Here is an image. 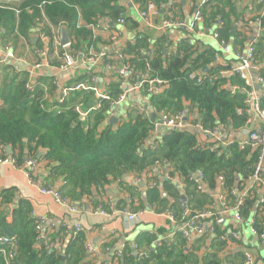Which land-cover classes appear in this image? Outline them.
<instances>
[{
    "label": "trees",
    "instance_id": "trees-1",
    "mask_svg": "<svg viewBox=\"0 0 264 264\" xmlns=\"http://www.w3.org/2000/svg\"><path fill=\"white\" fill-rule=\"evenodd\" d=\"M4 1L0 0V3ZM167 1L131 0L138 10L148 4L159 10ZM8 8L16 9L18 14ZM124 9L118 0H16L7 8L0 7V40L9 43L24 40L31 44L32 38L36 37L37 24L44 26L49 34V26L59 29L64 26L70 41L68 51L76 54L95 43L90 26L99 25L104 19L116 26V19ZM198 13L202 25L215 31L220 41L230 45L234 52H244L248 24L242 13L237 12L234 0H208L198 6ZM217 18L221 25L217 24ZM168 19L182 21L175 15ZM257 21L263 31V36L253 43L254 58L259 66L264 61V15ZM238 23L243 26L237 27ZM138 27L137 18H125L127 31L137 34ZM234 28L236 30L232 32ZM138 35L122 47V59L115 62L103 59L104 64L118 69L128 66L130 75L124 79L115 73L117 81L108 88L109 100H100V108L89 112L83 120L74 111L76 104L71 101L46 107L44 87L50 83L45 77L39 76L30 83L26 74L17 73L7 64L1 65L0 159L8 156L5 146L12 150L11 157L17 166L26 156L36 157L40 152L41 160L48 168L43 187L57 186L63 198L80 206L84 199L91 198L93 190H101L111 180L123 184L122 178L127 175L144 181L148 205L157 211L170 208L180 215L178 203L182 195L188 210L201 209L213 202V198L196 190V173L203 175L202 184L210 190L215 188L216 178L221 176L223 186L220 192L227 195V205L234 206L237 197L231 196L230 191L244 187L256 161L255 153L241 150L237 144L205 149L198 145V132L190 128L168 129L160 142L146 144L153 132L155 118L151 122L137 109L138 105L127 109L125 118L116 123L108 121V116L112 108L110 103L122 93V85H133L139 75L147 72L150 80L164 83L158 92L149 94L147 84L138 90L147 98L145 107L154 117L160 113L182 111L193 115L195 111L198 118L187 122L191 126L199 124L204 129H213L222 125L228 131H236L249 119L243 81L228 73L226 67L215 63L217 52L202 47L189 32L184 31L185 36L173 50L169 49L172 43L167 33L157 37L149 33ZM35 46L38 50L40 44L36 42ZM166 49L170 51L164 52ZM61 51L59 48L58 53ZM113 52L111 50L106 55L111 56ZM51 58L50 54L48 61ZM49 64L56 66L59 63ZM189 74L205 79L196 83L195 79H188ZM259 74L264 77L263 68L259 69ZM260 106L264 109V94ZM79 108L82 112L88 111ZM156 165L171 167L169 176L182 185V194L170 180L153 172ZM62 182L65 185H61ZM151 182L155 187H149ZM160 187L174 198V202L162 196ZM126 191L133 196L132 189ZM256 202L257 195L253 192L244 199L240 216L246 220L254 215L259 226L263 220L260 214H264V203L256 205ZM36 225L37 219L32 216L26 200L17 198L13 189L0 191V235L15 236L18 241L13 264H85L86 259L93 260L85 252V232L73 236L65 228L45 229L47 245H43L39 242ZM215 230L219 234V227ZM206 239L201 236L191 245L179 233L171 241H157L155 234L142 233L134 244L137 253L147 252L146 258L138 257L132 245L126 244L119 251L120 256H112L111 261L117 264H218L216 253L198 257ZM213 241L218 249L222 247L217 237ZM0 264H3L1 257Z\"/></svg>",
    "mask_w": 264,
    "mask_h": 264
},
{
    "label": "crops",
    "instance_id": "crops-1",
    "mask_svg": "<svg viewBox=\"0 0 264 264\" xmlns=\"http://www.w3.org/2000/svg\"><path fill=\"white\" fill-rule=\"evenodd\" d=\"M118 2L121 7L125 8L123 13L126 17L137 18L138 9L131 2V0H118ZM129 4H131V7L128 6ZM200 4V0H168L166 4L162 5L159 9L160 15L158 18L154 19L152 27L145 26L137 18L139 23L137 34L135 31H127L124 28V25L122 27L114 26V24L112 27L106 25L110 21L104 25L106 31L103 32L100 28L102 25L101 22L99 23V27L97 29L89 27L95 39V43L92 47L84 48L83 52L86 50L88 51V49L104 53L115 50V46L111 44L110 36L117 32L120 34L116 45L117 48L123 47L127 42L132 41L138 34V36H140L141 34L144 35L149 33L153 37H157L167 33L169 40L172 43L169 49L173 50L175 49L176 44L185 36L184 31L187 33L189 32L191 37L198 41L202 47L213 48L217 52L219 47L216 40L211 35V32L206 29L201 22L195 23L191 29L172 28L162 31L163 33L160 32L161 30L156 29V26L159 25L163 19L168 20V17H172L173 15H175L176 18H182V21L185 23L191 22V19L198 11V6ZM234 5L237 12L242 13L248 24V29H245V52L249 44L258 41V39L263 36V31L260 28V23L257 19L258 17L264 15V0H234ZM241 26H243L242 23L237 24V27ZM140 32L142 33L140 34ZM57 37L59 40V29ZM36 42L39 43L36 38H32L31 44H28L24 40L17 43H14L13 41L10 42L15 51L16 58L13 60H7L4 64L12 67L17 73L26 74L30 83H33V81L39 76L45 77L47 82L50 83L49 86L44 87V100L46 102V107L49 108L51 104L54 105L58 102L62 89L70 87L74 83L85 82L87 80L89 81V77L86 69L82 65H75L67 71H58L57 67L59 64L56 66L49 64L48 66H42L39 69H35L34 65L38 62L36 55L37 47L35 46ZM153 43V40L150 39V44ZM3 44V41L0 40V47ZM168 51L170 50L166 49V52ZM49 62L59 63L60 61L56 55H52V58L48 61V63ZM215 63L226 67L228 69V73H230V68L237 66L235 59L231 55L223 53L218 55V59L215 60ZM260 68L264 69V61L260 63L259 69ZM115 73H118L117 67L113 66V70L109 71L105 69L104 62L98 64L93 69L92 80L89 81L95 88V91L83 93L79 91L72 92L66 101L75 103V107H83L90 110L92 107H95L99 96L101 94H108L107 92L109 86L117 81ZM127 87H131V85H128L127 83L122 85V93L120 95L125 93V88ZM253 89L259 96L264 94V85H261L260 83H254ZM86 93H88L86 96L88 99L85 101ZM146 103L147 98L141 96L140 91H128L125 94V99L113 106V113L109 114L108 121H110L111 117H116L117 121L118 119L121 120V118H125L126 111L131 106L141 105L145 107ZM145 111L148 113V117L150 114H153L150 109L146 108ZM159 116L154 117V129L152 134L146 140V144L154 145L156 142H160L161 138L168 131V129L159 125ZM249 117L251 119L248 126L239 128L236 131H228V134L219 137L220 141L221 137L224 136L222 138V142L224 143L233 141L234 144L238 145L239 143L244 142L247 138V129H251L259 124L255 117L251 115H249ZM84 118L85 117H83V119ZM197 118L198 114L194 111L193 115L188 114V120L185 122H188L190 119L194 120ZM187 128L190 127L188 126ZM190 129L198 132L195 128ZM199 134L200 133H197L198 139L200 138ZM211 140L213 141L215 139L212 138ZM246 150L249 151L250 154L255 153V155H257L255 148L250 147ZM41 157L39 159H37V156L35 157L38 161V168L32 178V181L25 176L21 168L10 164L0 165V191L6 189L15 190L17 198L24 199L30 204L32 216L35 219H44V230H57L59 228H65L69 229L71 232L72 226L75 223H79L86 233V243L98 251L97 259H86L85 264H103L111 261L114 253L117 251L119 252L126 244L132 245V248H134L136 238L142 233L155 234L157 241H161L166 236L171 237L173 240L178 227L181 226L180 222L182 217L188 212L186 201H184L185 208H183L181 203H178V206L181 209L180 215H176L174 211L169 208V210L173 213L175 220L173 221L169 219L166 215L160 213L163 212V210L157 211L154 207L148 205L145 198L146 187L140 188L138 185L140 183H144L143 180L136 182V178L124 175L122 178L123 184L111 180L101 190H93L91 198L84 199L81 206L79 204L72 203L77 208V213L72 214L66 206L58 204L52 194L47 195L40 191L41 187L46 185L45 180L48 176L47 163L42 161ZM170 171L171 167L169 165H156L153 168V172L156 175H162L163 178L166 179H168ZM168 180H170L174 187L178 189V192L180 191V194H182V185L174 178ZM53 188L56 189L57 186H54ZM127 189H132L133 196L126 191ZM220 190V183L217 179L213 190H210L206 185H203L204 194L213 198V202L216 201L215 197L218 193H220ZM160 192L169 202H174V198L162 191V187H160ZM256 195L257 199H259L263 193L258 192ZM206 205L207 204L204 206ZM118 208L136 214L137 217L135 222L129 223L126 217L120 214L121 210ZM99 210H103L108 215L99 214ZM225 217L226 223L222 228L231 229L232 227V229L239 233V241L222 244V247L218 249L217 245L213 243L214 237L209 236L208 239L204 240V245L198 252V257L200 258V256L204 254L216 253L218 264H243L245 257L251 256L252 264H264V240H260L257 236L253 235L247 223L236 222L231 213L226 214ZM211 224L212 221L210 219H202L198 222V226L204 228L211 227ZM158 230L161 232L157 233ZM199 237L200 236H197L196 234L192 235L190 242L188 243L191 245L194 244V241H196ZM167 241L171 240L167 239ZM104 245H107V247L104 248Z\"/></svg>",
    "mask_w": 264,
    "mask_h": 264
},
{
    "label": "built area",
    "instance_id": "built-area-1",
    "mask_svg": "<svg viewBox=\"0 0 264 264\" xmlns=\"http://www.w3.org/2000/svg\"><path fill=\"white\" fill-rule=\"evenodd\" d=\"M201 4L206 3L208 0H200ZM16 3V0H5L4 2L0 3V7H6L8 5ZM18 14V11L14 8H8ZM160 15V11L153 5L148 4L143 10H137V18L148 27L153 26L154 19L158 18ZM126 16L124 13H120L118 18L116 19L115 25L118 27H122L125 23ZM201 18L198 11L193 15L191 22L185 23L183 21L178 20H167L163 19L159 25L156 26L157 30L166 31L172 28H184V29H191L193 25L197 22H200ZM102 25L100 26L101 30L104 32L106 31L104 25L108 22L107 19H104ZM100 22V23H101ZM217 24L221 25V21L217 18ZM99 25L90 26V28H98ZM51 30V34L47 32V29L42 26L40 23L36 26V39L40 44L39 49L36 51L38 62L34 65L35 69H39L42 66H48V57L49 55H56L59 59V65L57 67L58 71H67L68 69L74 67L75 65H82L87 72L89 77V81L92 80V72L93 69L100 63L103 62L104 58H107L113 62L118 61L123 58L121 54L122 47L117 48L118 37L120 36L119 32L110 36V41L113 46H115V50L111 56H107L104 52L95 51L93 49H88L85 52H77L76 54L69 53V47H63L58 40L57 32L58 28H54L49 26ZM211 32V35L216 40V43L219 47L215 59H218V55L223 53L226 55H231L236 63L237 66L230 68L229 72L232 74L237 75L240 80L244 83V91L246 93L245 97V106L247 108V112L249 115L255 117L258 121V125L247 129V138L244 142L238 144L241 150H246L247 148H255L257 151L256 161L254 163L252 172L250 176L247 178L244 187L238 191V189L231 190L230 195L236 196L238 195V199L234 206H228L226 202V194L220 192L216 195L215 202L209 204L201 209H190L185 214V216L181 219V226L178 227L177 233H179L186 241L190 242L192 235L196 234L197 236H213L214 238L217 237L222 244L229 243L232 241H239L240 235L234 229H223V225L226 223V214H232L235 221L238 223H247L249 225V229L251 233L257 236L260 240H264V223L263 220L259 224L256 223L255 216L252 215L248 219H243L240 216V207L243 204L244 199H246L251 193L258 192L263 193V195L257 199V205H261L264 203V109L260 106V99L261 96L257 95L253 89L254 83H260L264 85V77L259 74V66L256 63L254 58L255 48L254 44L251 43L243 53L234 52L230 45L226 44L224 41H220L217 37L215 31L208 29ZM3 45L0 47V66L7 60H13L16 58L15 51L12 45L7 42L6 40L3 41ZM62 51L58 53V49ZM106 70H113V65L111 64H104ZM118 74L122 78H127L130 75L128 70V66L123 65L118 69ZM188 79L196 80V83H200L205 78L194 74H189ZM88 80L85 82L74 83L70 87L64 88L61 91V95L57 102L58 105H62L72 92H88V91H95L93 85L90 84ZM209 82L212 79H208ZM144 84H147V92L150 94L152 92H158L161 90L162 85L164 84L160 80H150L148 73H143L138 76V81L131 85V87H127L125 89V93L120 95L117 100L111 102L110 105L113 106L122 102L125 99V94L128 91H138L142 88ZM100 100H109L108 94H101L99 96L98 102L96 103L95 107H92L90 110L86 112H82L79 107H75L74 111L78 113L82 117H86L89 112L93 110H98L100 108ZM112 108L110 109V114L113 113ZM137 109L148 117V113L145 111L144 107L141 105L137 106ZM186 112H178L176 114L171 113H160L159 116V125L166 128V129H182L190 128L197 129L199 134L198 145L204 146L205 149L214 150L218 147L226 148L230 145H233V141H229L227 143L222 142V138L228 134V130L222 126L218 125L213 129H204L199 124L195 126H191L187 122H185ZM250 117L246 122L245 126H248L250 123ZM156 126V125H155ZM221 141L219 139L220 136ZM214 138L215 140H211ZM211 141V142H210ZM10 164L12 166L19 167L23 170L25 176L32 181V178L38 168V161L33 156H26L20 166L16 165L15 159L8 155L6 158L0 159V165ZM196 182V190L199 192H203V184L202 178L203 175L201 173H196L195 176ZM168 179H173L172 177L168 176ZM217 181L220 183V187L223 186V178L218 176ZM139 179H136V182H139ZM61 185H65V182H62ZM150 188L155 187V183L151 182ZM43 194H52L54 196L55 201L58 204L64 205L67 207L70 213L76 214L77 208L75 205L72 204L71 201L63 198L59 193L58 189L53 187H41L40 190ZM101 215H108L103 210L98 211ZM163 215H166L169 219L175 220L173 213L169 209L163 210L160 212ZM120 214L124 215L129 223H133L136 220L137 215L130 213L126 210H121ZM260 216L264 217V214L261 213ZM202 219H210L212 221L211 227L204 228L198 226V222ZM45 221L43 218L37 219L36 230L39 232V242L43 245H47L46 236L44 233L43 225ZM219 227L220 232L216 234V228ZM71 232L73 236H76L78 233L85 232L83 228L80 226L79 223H75L72 228ZM171 239V237H165L162 240ZM18 246V241L15 236H5L0 235V257L3 261V264H13V260L16 258V248ZM134 253L137 254L140 258H146L147 252L141 251L137 253L136 246L134 245ZM85 252L91 259H97L98 251L91 245H85ZM115 258L120 256V252L114 253ZM103 264H117L116 261H109ZM243 264H252L251 256H246L245 261Z\"/></svg>",
    "mask_w": 264,
    "mask_h": 264
},
{
    "label": "water",
    "instance_id": "water-1",
    "mask_svg": "<svg viewBox=\"0 0 264 264\" xmlns=\"http://www.w3.org/2000/svg\"><path fill=\"white\" fill-rule=\"evenodd\" d=\"M128 6L131 7V4H129ZM106 25L112 27V26H113V23H112V22H109V23H107ZM235 30H236V28H234V29L232 30V32H234ZM160 32H162V31H160ZM162 33H163V32H162ZM59 40H60V44H61V46H63V47H69V45H70V41H69V38H68L67 30H66V28H65L64 26L60 27V29H59ZM164 52H166V50H164ZM125 89L127 90V88H125ZM187 117H188V114H187V112H186V117H185V119H184L185 121L188 120ZM81 119H83L82 116H81ZM148 119H149L151 122H153V121H154V115H153V114H150V116L148 117ZM110 122H111V123H116V122H117V118H116V117H111ZM4 151H5V153H6L7 155H11V154H12V150H11L10 147H8V146H5V147H4ZM40 157H41V153H39V154L37 155V159H39ZM138 185H139L140 188H144V187H145L144 183H140V184H138ZM184 201H185V197L182 195V196L180 197L179 203H181V205L183 206V208H185Z\"/></svg>",
    "mask_w": 264,
    "mask_h": 264
}]
</instances>
